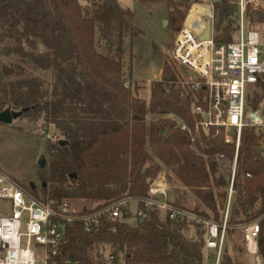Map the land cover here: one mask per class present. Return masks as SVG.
<instances>
[{"label":"trees","instance_id":"16d2710c","mask_svg":"<svg viewBox=\"0 0 264 264\" xmlns=\"http://www.w3.org/2000/svg\"><path fill=\"white\" fill-rule=\"evenodd\" d=\"M204 2L166 1L168 28L178 34L192 5ZM196 7L192 15L199 13ZM214 13L216 43L232 42L240 21L238 0H220ZM133 19L118 0H0L2 54L18 61L0 63V112L44 116L68 142L48 141L50 162L40 168L41 189L24 188L44 202L85 200L101 208L146 197L147 180L167 170L169 184L182 188L172 192L175 207L221 223L232 173L221 169L217 156L233 160L236 147L179 129L176 120L194 130L192 98L169 64L161 80L151 83L149 99L141 96L144 87L133 78L132 63L126 64L127 47L132 59L134 39L143 34ZM246 20L252 29L264 24V13L248 9ZM30 71L51 72L52 87ZM238 164L229 236L234 227L264 216V132H243ZM189 193L203 210L187 206ZM102 244L110 246L112 259L98 254V264H204L205 229L150 213L134 226L104 222L91 235L77 222L67 227L64 255L96 264L91 253ZM260 250L264 257V231ZM232 253L225 251L222 264H248L243 246H233Z\"/></svg>","mask_w":264,"mask_h":264},{"label":"built area","instance_id":"2783aa9c","mask_svg":"<svg viewBox=\"0 0 264 264\" xmlns=\"http://www.w3.org/2000/svg\"><path fill=\"white\" fill-rule=\"evenodd\" d=\"M219 1L192 6L172 46L171 60L193 75L180 83L192 98L194 130L176 120L179 129L198 137L203 134L212 140L222 138L225 145L236 147L233 160L225 154L217 156L221 169L232 173L222 222L175 207L174 189L165 170L147 180L146 197H126L101 208L95 205L79 208L68 200L44 202L0 170V264H81L64 255L68 226L81 223L84 232L91 235L104 222L143 219L148 213L161 220L202 225L204 264H222L235 196L234 183L240 171L238 154L242 134L246 129L264 132V34L249 28L246 20L248 9L264 13V0H238V29L232 42L222 44H217L214 37V8ZM196 5L209 9L192 15ZM207 21H211L210 37L202 40ZM131 204L135 207V216H130ZM242 227L248 264H264L260 250L264 228L257 221Z\"/></svg>","mask_w":264,"mask_h":264},{"label":"rangeland","instance_id":"374dc122","mask_svg":"<svg viewBox=\"0 0 264 264\" xmlns=\"http://www.w3.org/2000/svg\"><path fill=\"white\" fill-rule=\"evenodd\" d=\"M118 1L121 7L133 13V23L143 33L134 39L132 45V59H130L129 47L126 49V64L128 66L129 63H132L133 78L138 80L140 86L144 87L141 91V96L145 99H149L151 83L161 80L165 64H169L179 81L185 82V80L193 76L184 69L175 66L171 60V50L177 34L168 28V7L166 1L178 0H162L161 2L148 4L140 3L138 0ZM209 2L210 0H205L204 3ZM197 9L199 13L201 10H208L207 8L201 7ZM166 22L168 23L166 24ZM251 27L261 34H264V24L252 25ZM235 33L236 32H234V34ZM0 63L9 65L11 63H18V61L13 57H4L2 54V46L0 45ZM30 74L34 77L41 78L48 86L52 87L54 79L51 72L30 71ZM165 117L175 119L171 116ZM147 119L151 121L156 120L157 117L148 116ZM48 141L67 142V139L61 132L56 130L55 125L48 123L44 116L39 120L34 118H19L15 120L12 125H0V170L25 188L28 189L34 185L35 189L40 190L42 181L39 179L40 167L38 166V162L40 159H44L46 161L45 168L49 165L50 157L45 149ZM165 171L166 175H168V171ZM239 173L240 171L238 174ZM172 187L174 190L182 189L177 185H172ZM71 202L75 207L79 208L93 205L92 202H87L85 200H75ZM234 202L235 196L233 204ZM187 206L192 210L195 208L203 210L202 205L192 193H189ZM130 207V216H135V207H133L132 204ZM263 218L264 216L255 221L261 223ZM127 223L134 226L136 225V219L130 218L127 220ZM242 226L234 227L236 233H234L233 236L227 235L225 251L227 250L232 256L233 246L239 245L244 248V238L242 239L244 230ZM111 252L112 250L109 245L102 244L97 251L91 253V258L98 264L100 261V258L97 256L98 254L103 255L104 260H108L111 256ZM238 256H240L242 260V255L238 254ZM244 258L248 262L247 253H245ZM208 264L213 263L210 262Z\"/></svg>","mask_w":264,"mask_h":264},{"label":"water","instance_id":"95a60500","mask_svg":"<svg viewBox=\"0 0 264 264\" xmlns=\"http://www.w3.org/2000/svg\"><path fill=\"white\" fill-rule=\"evenodd\" d=\"M167 23L168 22H166V24ZM210 32H211V21H207L206 31L202 37V40H208L210 37ZM22 113H23L22 111L21 112H15L12 110H5L3 112H0V123L4 124V125H12L15 120H17L21 117ZM66 144H67V142H65V141L60 142L61 146H65ZM38 166L41 169H44L46 166V161L44 159H40L38 162ZM32 189L33 190L35 189L34 185H32Z\"/></svg>","mask_w":264,"mask_h":264},{"label":"bare ground","instance_id":"6f19581e","mask_svg":"<svg viewBox=\"0 0 264 264\" xmlns=\"http://www.w3.org/2000/svg\"><path fill=\"white\" fill-rule=\"evenodd\" d=\"M207 9H209V8H207Z\"/></svg>","mask_w":264,"mask_h":264}]
</instances>
